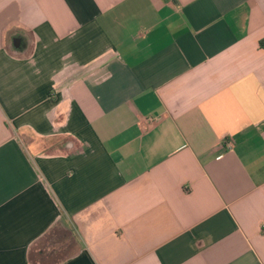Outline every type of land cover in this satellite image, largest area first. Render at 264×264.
<instances>
[{"label":"crops","instance_id":"crops-1","mask_svg":"<svg viewBox=\"0 0 264 264\" xmlns=\"http://www.w3.org/2000/svg\"><path fill=\"white\" fill-rule=\"evenodd\" d=\"M0 264H264V0H0Z\"/></svg>","mask_w":264,"mask_h":264},{"label":"built area","instance_id":"built-area-1","mask_svg":"<svg viewBox=\"0 0 264 264\" xmlns=\"http://www.w3.org/2000/svg\"><path fill=\"white\" fill-rule=\"evenodd\" d=\"M225 143L227 145L228 148H232L233 147V141L231 140H225Z\"/></svg>","mask_w":264,"mask_h":264}]
</instances>
